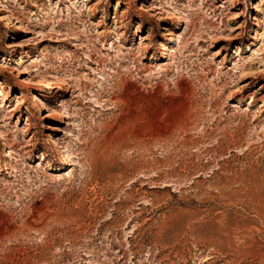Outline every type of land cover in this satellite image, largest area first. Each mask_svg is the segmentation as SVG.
I'll use <instances>...</instances> for the list:
<instances>
[{
    "label": "rangeland",
    "instance_id": "obj_1",
    "mask_svg": "<svg viewBox=\"0 0 264 264\" xmlns=\"http://www.w3.org/2000/svg\"><path fill=\"white\" fill-rule=\"evenodd\" d=\"M119 1L0 0V264H264V0Z\"/></svg>",
    "mask_w": 264,
    "mask_h": 264
},
{
    "label": "bare ground",
    "instance_id": "obj_2",
    "mask_svg": "<svg viewBox=\"0 0 264 264\" xmlns=\"http://www.w3.org/2000/svg\"><path fill=\"white\" fill-rule=\"evenodd\" d=\"M121 5H125L126 6V15H130V12L131 11H133V6L131 5V2L128 0V2L127 3H124V2H121V1H119L118 2V4H117V8L119 7V6H121ZM141 10H143V5L141 6V8L138 10V15H139V17L141 16V15H146L145 14V12L143 13ZM145 10V9H144ZM124 13V14H125ZM119 14V13H118ZM117 13H116V15H117V23H119V27H121V28H124L125 29V27H124V23H122L123 22V20H122V16L120 15H118ZM123 14V15H124ZM124 17V16H123ZM160 17V16H159ZM125 19V18H124ZM127 19V18H126ZM125 19V20H126ZM125 22V21H124ZM141 29V26H139L138 28H137V32L139 31ZM163 35H170V31H169V29H167V30H165V33L163 34ZM107 36H105L104 38H106ZM81 41V40H80ZM93 47H95V46H93ZM93 47H90L89 48V55H88V59H87V61H85L86 63H92L93 61V58H92V54H93ZM96 49V48H95ZM165 49V48H164ZM95 54V53H94ZM164 54V53H163ZM162 54V55H163ZM75 55H76V53H75ZM74 55V56H75ZM73 63V62H72ZM71 63V64H72ZM99 64H100V62H98ZM70 64V63H69ZM73 65V64H72ZM89 65V64H88ZM0 84H3L2 82H0ZM80 87V90H82V89H84L83 88V86H82V84L79 86ZM83 91V90H82ZM22 101V100H21ZM47 115V114H46ZM33 116V111L32 110H29V114H28V116H27V118H28V122H29V120H30V118ZM30 123V122H29ZM31 141L34 143L33 144V147H34V149L36 148V145H37V142L35 141V136L33 135V137H32V139H31ZM42 158H45V156H42ZM2 219H0V226H2ZM14 231H15V229L14 228H9V229H7L5 232H2L1 234H0V237H8V236H10V235H12L13 233H14Z\"/></svg>",
    "mask_w": 264,
    "mask_h": 264
}]
</instances>
